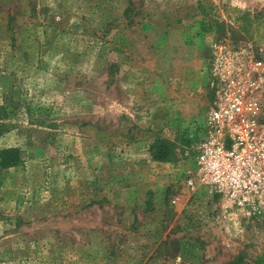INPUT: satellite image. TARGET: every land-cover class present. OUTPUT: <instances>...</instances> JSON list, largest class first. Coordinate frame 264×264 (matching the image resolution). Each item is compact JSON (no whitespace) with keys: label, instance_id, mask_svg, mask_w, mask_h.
I'll return each mask as SVG.
<instances>
[{"label":"rangeland","instance_id":"rangeland-1","mask_svg":"<svg viewBox=\"0 0 264 264\" xmlns=\"http://www.w3.org/2000/svg\"><path fill=\"white\" fill-rule=\"evenodd\" d=\"M131 1L0 0V264H264V217L223 228L181 185L211 47H264V0Z\"/></svg>","mask_w":264,"mask_h":264},{"label":"built area","instance_id":"built-area-1","mask_svg":"<svg viewBox=\"0 0 264 264\" xmlns=\"http://www.w3.org/2000/svg\"><path fill=\"white\" fill-rule=\"evenodd\" d=\"M206 83L210 98L181 185L211 202L213 223L235 229L264 217V47L213 44Z\"/></svg>","mask_w":264,"mask_h":264},{"label":"trees","instance_id":"trees-1","mask_svg":"<svg viewBox=\"0 0 264 264\" xmlns=\"http://www.w3.org/2000/svg\"><path fill=\"white\" fill-rule=\"evenodd\" d=\"M126 4L121 12L122 17L126 21V25L132 23V15L133 11V2L131 0H125ZM198 11H200L201 15L204 16L207 14L208 9L203 6L201 3H197L196 5ZM12 21V16H9L7 19L6 27L10 30V25ZM208 27V26H207ZM201 29H204L201 26ZM242 31L245 29L242 28ZM109 46L107 49L116 53L122 51V46L129 43L120 30H116L110 35L109 38ZM34 110L38 111V113L43 114L42 111H45L44 108L35 107ZM33 111V109L31 110ZM30 112V111H29ZM4 115L3 106L0 105V117ZM175 144L171 140L162 138V137H154L151 143L148 146V154L150 158L154 161L158 162H173L175 160ZM20 150L16 146H1L0 147V170H5L9 167L17 166L20 163L21 156ZM94 201H90L88 205L94 204Z\"/></svg>","mask_w":264,"mask_h":264}]
</instances>
